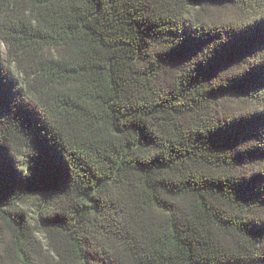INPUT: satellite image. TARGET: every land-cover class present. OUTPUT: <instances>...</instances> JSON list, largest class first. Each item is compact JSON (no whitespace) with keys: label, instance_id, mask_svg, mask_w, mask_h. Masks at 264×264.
I'll return each mask as SVG.
<instances>
[{"label":"trees","instance_id":"trees-1","mask_svg":"<svg viewBox=\"0 0 264 264\" xmlns=\"http://www.w3.org/2000/svg\"><path fill=\"white\" fill-rule=\"evenodd\" d=\"M0 264H264V0H0Z\"/></svg>","mask_w":264,"mask_h":264},{"label":"rangeland","instance_id":"rangeland-1","mask_svg":"<svg viewBox=\"0 0 264 264\" xmlns=\"http://www.w3.org/2000/svg\"><path fill=\"white\" fill-rule=\"evenodd\" d=\"M21 163L24 164L25 162L23 160H21Z\"/></svg>","mask_w":264,"mask_h":264}]
</instances>
